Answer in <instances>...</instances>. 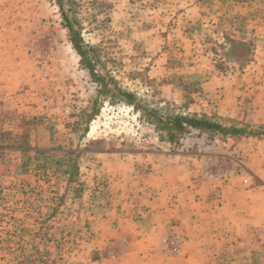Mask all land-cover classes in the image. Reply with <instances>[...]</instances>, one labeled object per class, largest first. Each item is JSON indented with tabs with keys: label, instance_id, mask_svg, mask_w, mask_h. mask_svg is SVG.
<instances>
[{
	"label": "rangeland",
	"instance_id": "1",
	"mask_svg": "<svg viewBox=\"0 0 264 264\" xmlns=\"http://www.w3.org/2000/svg\"><path fill=\"white\" fill-rule=\"evenodd\" d=\"M168 158L218 205L190 231L152 209ZM263 195L264 0H0V264H264Z\"/></svg>",
	"mask_w": 264,
	"mask_h": 264
},
{
	"label": "crops",
	"instance_id": "2",
	"mask_svg": "<svg viewBox=\"0 0 264 264\" xmlns=\"http://www.w3.org/2000/svg\"><path fill=\"white\" fill-rule=\"evenodd\" d=\"M38 95L41 94L39 93ZM28 108L37 110L35 105L32 103L28 104ZM172 163L173 162L171 158H168L165 162L167 166L165 171L162 172L157 169V171L153 173V176L151 174L152 179H154L152 180L154 183H150L147 189L150 196H156L155 200L157 201L152 209L162 210L163 212L165 211V222L174 224V221H176L180 227L187 225V227H189L188 231H190L192 225L195 224V222L197 223V221H200L206 217L204 211L207 204L210 205V208H212V205H218L216 202H207L210 197H206V188L202 184L197 183L196 180L191 182L187 169L184 166L181 171H177L176 174L175 172L173 173ZM200 175L201 174L199 170L197 172V176L195 175V177L197 178ZM239 181L240 180H234L233 182L229 183L227 186L228 188H226L227 190L225 189L223 193L224 200H226V196H228L231 201H236L238 197H242L245 202L250 203L251 201H249V198L252 199L253 197L252 203H254V200L262 195V190H246L242 184L239 183ZM194 182L196 183L195 185ZM254 192L258 193V195L254 196ZM191 194H195V197H186L188 199L184 198V196ZM223 204L227 205L225 201ZM262 205H264V202H262ZM210 210V214L213 216V218L217 217L212 209ZM173 219L175 220L173 221Z\"/></svg>",
	"mask_w": 264,
	"mask_h": 264
},
{
	"label": "trees",
	"instance_id": "3",
	"mask_svg": "<svg viewBox=\"0 0 264 264\" xmlns=\"http://www.w3.org/2000/svg\"><path fill=\"white\" fill-rule=\"evenodd\" d=\"M58 5L61 9L62 17L65 21V27L68 30L69 36H70V42L72 43L74 49L77 51V53L83 58L84 62H88L87 58V52H85L84 48L82 47V38L80 37V34L75 30V22L72 21L66 10L64 9L63 2L59 1ZM88 68L91 70V73L93 74V77L101 82V85L103 88L108 87V83L104 79H100L97 76H95L92 66L90 64H87ZM118 92L121 94L123 101L134 104L135 95L123 91L121 89H118ZM174 124L176 125V129L179 131L185 130V127H191L193 129L203 130V131H211V132H219L223 135H240L243 133V130L238 128H226L221 124H218L216 122H212L211 120L204 118V117H183V116H177L173 119ZM183 123L186 125H183ZM174 137V136H173Z\"/></svg>",
	"mask_w": 264,
	"mask_h": 264
},
{
	"label": "built area",
	"instance_id": "4",
	"mask_svg": "<svg viewBox=\"0 0 264 264\" xmlns=\"http://www.w3.org/2000/svg\"><path fill=\"white\" fill-rule=\"evenodd\" d=\"M205 177H206V178H208V177L211 178V177H213V176H211V174H209V173L207 172V173L205 174Z\"/></svg>",
	"mask_w": 264,
	"mask_h": 264
}]
</instances>
